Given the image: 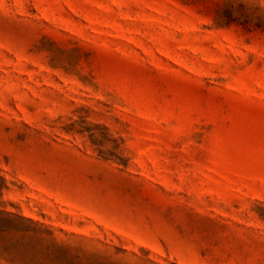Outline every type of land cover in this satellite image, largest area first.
I'll list each match as a JSON object with an SVG mask.
<instances>
[{
  "label": "rangeland",
  "instance_id": "374dc122",
  "mask_svg": "<svg viewBox=\"0 0 264 264\" xmlns=\"http://www.w3.org/2000/svg\"><path fill=\"white\" fill-rule=\"evenodd\" d=\"M0 264H264V0H0Z\"/></svg>",
  "mask_w": 264,
  "mask_h": 264
}]
</instances>
